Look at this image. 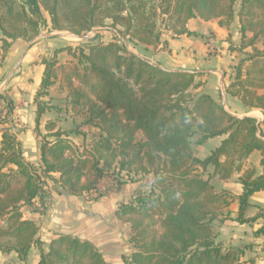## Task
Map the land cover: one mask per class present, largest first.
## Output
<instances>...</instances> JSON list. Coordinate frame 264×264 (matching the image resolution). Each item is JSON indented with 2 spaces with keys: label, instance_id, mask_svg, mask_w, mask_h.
<instances>
[{
  "label": "trees",
  "instance_id": "16d2710c",
  "mask_svg": "<svg viewBox=\"0 0 264 264\" xmlns=\"http://www.w3.org/2000/svg\"><path fill=\"white\" fill-rule=\"evenodd\" d=\"M236 17L240 42L236 49L229 46L237 61L226 90L264 113V0H0V57L16 40H32L43 29L81 35L109 25L131 41L156 47L165 29L174 37L198 35L188 28L192 18L230 26ZM63 51L73 57L71 63H59ZM39 62L45 67L34 97L39 136L41 116L52 109L50 99L43 100L57 85L67 91L74 111L90 115L88 123L99 137L91 147H78L70 139L77 130L62 129L52 120L40 140V167L30 164L12 130L15 103L0 93V252H16L26 264L36 246L38 264H106L92 241L69 233L58 234L45 250L39 225L24 217L23 208L43 197L47 178L72 195L98 200L100 179L118 168L128 176L153 175L148 192H135L114 212L130 228L133 251L123 254L122 262L252 264L241 261V249L215 241L212 223L222 214L223 220L240 223L263 219L257 233L264 235V205L246 216L251 195L264 190V133L255 117L232 114L207 92L193 94L191 89L203 83L199 73L163 68L118 40L59 47ZM194 124L199 145L224 136L204 158L192 148ZM140 131L143 140L137 139ZM255 150L261 153L260 173L247 164ZM209 166L213 176L225 180L242 172L236 217L222 211L236 198L215 188L210 174L205 176Z\"/></svg>",
  "mask_w": 264,
  "mask_h": 264
},
{
  "label": "crops",
  "instance_id": "0c3cea01",
  "mask_svg": "<svg viewBox=\"0 0 264 264\" xmlns=\"http://www.w3.org/2000/svg\"><path fill=\"white\" fill-rule=\"evenodd\" d=\"M194 21L200 22L202 26L201 29L203 31L205 30V32H203L202 30L201 31L197 30L192 25ZM188 28L192 31H196L199 33L201 32L202 34H206V32H213V34L215 35L214 37L215 40L220 39L223 40V42H225V39L230 34H233V38H235V36L240 37L239 23L237 17L230 26H222L218 20L205 21L201 18H192L188 22ZM193 36L194 35L192 36L180 35L177 37L174 36L165 37V38L163 37L166 43L159 45V48H157L156 50L153 48V46L137 43V45L135 46L137 50L135 49L134 52L140 54L141 56L150 60L151 62L160 65L163 68L166 67V69L197 72L200 74L199 76L201 77L205 76V79H207L206 83L207 85H209L211 82L214 81L215 78L214 76L220 73V71L210 67H203L201 65V62L203 63L205 61H209L210 57H205L204 55L203 60H198L199 57H196L194 53H192L191 57L188 56L189 55L188 47H190V44H192L190 38ZM58 38H60L58 35L50 34L47 36L42 35L41 37H37L30 41L24 39L16 40L9 51V56H7L4 66H6L8 60L11 61L17 59V63L19 62V67L21 68L20 70H22L21 74L9 80V77L7 78L3 77L4 72L2 69H0V74H1L0 88H2V86L6 83V81H9L8 85H12L10 94L15 103V107H16L15 112L16 114H19L20 117H21L20 113H22L23 111L24 113H26L27 108L30 107L31 114L29 117L30 119H34L35 121L36 104L34 102V97L40 86L43 72L45 69L44 65L41 64L39 61L44 56L48 57L50 53L54 51L57 47L66 45L64 43H60ZM209 41L213 42V38L209 39ZM183 46L187 47L185 51H182L183 49L182 50L178 49V47H183ZM229 46L230 43H228L226 49L229 50V53L232 55V59L236 60L237 52L231 51L229 49ZM207 50L208 49L205 47L203 49L204 53ZM191 52H193V49L191 50ZM58 55L59 57L62 56L65 57V55H67L69 58L71 56L66 51L60 52ZM234 65L235 63H233L232 65L233 68L231 75L225 74V71L221 72L222 77L221 78L219 77L220 78L219 82L222 84L221 88L219 89L221 90L220 100L219 99L217 100L214 97L213 93L209 90H205L203 92H207L210 95H212V97H214L217 101L222 103L227 108V110L230 111L232 114L238 116L240 115V116L255 117L260 123L261 131L264 133L263 111L259 108H249L245 106L243 103H242L243 107L236 105L235 102H237V100L241 101L240 98L229 94L226 90L234 76ZM202 86L203 85L199 86L198 88H201ZM54 90H57V85L51 88V92H50L51 95L48 98L50 99V101L52 98H55V95L53 94ZM233 98L236 99V101L233 100ZM57 127H61L59 123L57 124ZM85 132L86 131L84 130L83 132L81 131L77 133L76 137H74L73 134H71L70 139L78 147H84V146L89 147L91 146V143L93 141H91L90 139V134L85 135ZM97 135L99 136V133ZM215 138L218 139V145H219L221 140L224 138V136H218ZM207 141L201 144V146H203ZM253 157H255V159H252ZM260 159H261L260 151L255 150L249 156V159L247 161L249 162V164H253V167L255 168L257 173H260L262 171L259 162ZM37 164L40 165V159L37 160ZM241 175L242 172H234L231 175V177L226 180L220 179L219 176H214V178H212L211 181L214 182L217 180L220 183L219 189H227L233 192L235 195H240L243 192V188L239 182V177ZM58 176L59 175L57 173L53 174V177L56 179L58 178ZM104 195L105 194L103 193L102 197H104ZM71 196L75 197V196H85V195H72L68 191L63 189L59 181L51 180L50 178H47L46 183L44 184L43 197L36 198L31 206H26L23 208L24 217L34 220L39 225V237L40 239H42L41 240L42 247L45 250L48 248V244L51 241V239L55 238L60 233H69V234L77 235L81 238L88 239L95 244V242L91 240L89 236L86 235L87 231L90 230L91 227L90 225L92 226L94 225L93 224L94 220H92V218H90L89 216L91 207L90 205L88 206L83 203L82 204L77 203L76 206L78 208L77 211L73 207H68L69 202L73 204V202L71 201L72 199L70 198ZM249 202H250V206L246 210V216L254 215L258 210V206L264 205V190H261L251 195V197L249 198ZM86 203L89 204L91 202H86ZM118 206L119 204L116 205L115 208L112 210L113 213L118 208ZM231 206H232L230 210L231 217H236L238 215V208H239V201L237 198L235 199V201L232 202ZM65 217H67L68 220H64ZM65 221H69V223H66ZM262 224H263V219H258L255 222H251V223H240L236 220H231V219H226L221 223L218 222L217 229H215L216 242L220 243L225 248L237 247L241 249L242 262L247 263L252 261V264H264V235L257 233V230L262 226ZM33 251L37 252L39 250L36 246H33L29 251L27 259L30 253ZM132 251L133 248L128 249L126 252L124 253L122 252V253L129 255L132 253ZM36 256L38 257L39 255ZM16 258L17 261L14 262L10 261V262L17 263L18 255H16ZM0 261L3 262V260H1V257H0ZM115 262L113 264H116ZM26 264H27V260H26Z\"/></svg>",
  "mask_w": 264,
  "mask_h": 264
},
{
  "label": "rangeland",
  "instance_id": "374dc122",
  "mask_svg": "<svg viewBox=\"0 0 264 264\" xmlns=\"http://www.w3.org/2000/svg\"><path fill=\"white\" fill-rule=\"evenodd\" d=\"M44 15L47 16L48 18V14L46 12H44ZM110 22H111L110 20L107 21V23H110ZM192 25L197 30L199 31L202 30L201 29L202 26L200 22L194 21ZM203 32H205V30ZM197 33L198 35H195L190 38L192 44H190V47H188L189 49L188 56L191 57L192 53H194L196 57H199L198 60H203L204 55L205 57H210L209 61H205L203 63L201 62V65L203 67H210V68L216 69L220 71V73L214 76L215 77L214 81L211 82L209 85H207L206 83L207 79H205V76L203 77L198 76L197 80L202 81L203 86L201 88H198V87L192 88L191 91L193 94H198L205 90H209L213 93L214 97L217 100L218 99L220 100L221 90L219 89L221 88L222 84L219 82V79L222 77L221 72L225 71V74L231 75L232 68H233L232 65L233 63H235V61H237L235 59H232V55L229 53V50L226 49V46H228V43H230V45H232L236 49V47L239 44V41H238L239 37L235 36V38H233V34H230L225 39V42H223V40H220V39L215 40L214 38L215 35L213 34V32H206V34H202L201 32L200 33L197 32ZM50 34L58 35L60 37L58 38L60 43L66 44L64 46L71 45L73 48L89 45L91 43H96V42L108 43L113 40H118L119 42L124 44L130 51L134 52L135 49L137 50V48L135 47L137 45V42L131 41L128 38H125L123 35L116 33L113 29H110L109 25L97 27L93 29L92 31H89L87 33H82L81 35L73 34L69 32L68 30L67 31H50L48 29H43L37 37H41L42 35L47 36ZM163 35H162L161 44L166 43L164 41L165 37L173 36V31H171L170 29H165L163 32ZM1 36L2 34L0 32V37ZM211 38H213V42L209 41V39ZM206 43H209V44H206ZM205 47L208 50L204 53L203 49ZM153 48L156 50L157 48H159V45L156 47L153 46ZM178 49L180 50L183 49L182 51H185L187 47L186 46L178 47ZM192 49H193V52H191ZM0 51H1V48H0ZM54 53H55V50L52 51L48 57H52ZM7 56H9V53L5 56V58L0 57V69H2L4 72L3 77L5 78L9 77V80H10L20 75L22 70H20L21 68L19 67V62L17 63V59L11 60V61L8 60L6 66H4ZM57 59L60 64H63V63L68 64L73 61L72 60L73 57L70 56L69 58L67 55H65V57L64 56L59 57V55H57ZM8 82L9 81H6V83L2 86V88H0L1 89L0 93L12 99V96L10 94L12 85H8ZM51 88L49 92H51ZM53 94L55 95V98H52L51 101L49 102L52 109L43 113L40 119L39 132L41 133L40 134L41 136H39L36 130V123L34 119H30L29 117L31 114L30 107L27 108L26 113H24V111L20 113L21 117L19 116V114H16L15 111L12 114V119H11L12 130L13 132L17 134L18 139L22 143L24 159L30 164H33L37 167H40L38 166L39 164H37V160L40 159V152H39L40 144L39 143H41L40 142L41 138L46 136L48 133V131L45 128V124L47 122L56 120L57 124L59 123L62 129L77 130V132L73 133L74 137H76L77 133L81 131L83 132L84 130L86 131L85 135L90 134L91 141H94L96 138L99 137L97 135L99 132L96 129V127L88 123L90 119V115L88 113L86 114V112L74 111L72 109V105L70 103L67 91L62 92L57 88V90L53 91ZM50 95L51 93L49 94L48 97L44 98L43 101H47ZM233 100L236 101V99L234 98ZM235 103L236 105L243 107V104L241 101L237 100V102ZM1 105H4V103L1 102ZM192 130L193 132L191 135V144H192L194 154L196 156L200 158H204L213 149H215L216 146H218L217 138H214V139L210 138L203 146L199 145L197 143V140H198L197 138H199V133H198V128L196 124L193 125ZM137 139L139 140L144 139V136L141 131L137 133ZM252 159H255V157H253ZM247 164L248 166H253V164H249V162ZM212 170L213 168L209 166L207 172L205 173V176L207 177L210 174L211 179L214 178V176L212 175ZM152 180H153L152 174H146V175L137 174L136 175L135 173H132L130 176H128L125 171H121L118 168H114L112 169L109 176H105L101 178L99 181L98 190L99 192H102L105 194L104 197H102L101 199L90 201L85 196H75V197L71 196L70 197L72 199L71 201L73 202V204L69 202L68 207H73L76 211L78 209L76 207L77 203H81V204L83 203L88 206L90 205L91 208H90L89 216L90 218H92V220H94L93 222L94 225L93 226L90 225L91 226L90 230L87 231L86 235L89 236L91 240H93L95 244L97 245V247L100 249V251L102 252L105 258L106 264L107 262L108 264H113L115 261H116L115 262L116 264H124V262H122V259H121L122 254L126 252L128 249L133 248L132 244L130 243L129 225L125 222H122L116 219L112 210L115 208L116 205L120 204L121 202L125 200H128L135 192L137 191L148 192L149 187L152 183ZM212 183L214 184L217 190H221L219 189L220 183L217 180ZM232 194L234 195L235 198L239 196V195H235L233 192ZM86 202H91V203L87 204ZM231 207L232 206H230L229 208H224L222 211L226 213L227 215L228 211L231 210ZM223 217L224 216L222 214L220 215V217H218L216 220L213 221L212 226H213L214 233H215V229H217L218 222L221 223L222 221L225 220V219L223 220ZM64 220H68V218L65 217ZM65 222L69 223V221H65ZM130 245H131V248H130ZM16 255H17L16 252H12V253L0 252L1 260H3V262L0 261V264H20L21 261L19 260V257H18L17 263H11V262L17 261ZM36 255H39V251L31 252L28 259H26L27 264H37L39 256L37 257Z\"/></svg>",
  "mask_w": 264,
  "mask_h": 264
}]
</instances>
